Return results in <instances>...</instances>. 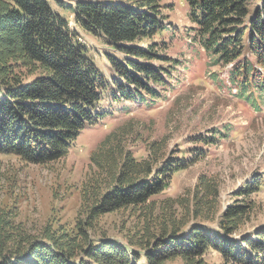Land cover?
Instances as JSON below:
<instances>
[{
    "label": "trees",
    "instance_id": "16d2710c",
    "mask_svg": "<svg viewBox=\"0 0 264 264\" xmlns=\"http://www.w3.org/2000/svg\"><path fill=\"white\" fill-rule=\"evenodd\" d=\"M50 1L0 0V168L9 157L25 165L58 162L85 128L106 118L102 103L156 101L172 82V60L153 42L168 30L161 0H75V24L123 56H108L116 76L110 81ZM184 2L192 42L215 66L230 67L229 85L261 112L264 0ZM147 132L128 124L100 142L73 227L50 223L29 230L14 210L0 208V264H208L210 252L223 264H264V227L237 236L256 209L250 197L261 182L239 189L242 200L224 211L219 182L205 174L192 204L182 197L161 199L172 177L191 164L168 155L166 136L151 140ZM229 136L228 128L213 130L197 143L215 146ZM138 141L146 157L129 149ZM119 212L136 221L126 244L97 223ZM216 217L218 230L209 233L203 223Z\"/></svg>",
    "mask_w": 264,
    "mask_h": 264
},
{
    "label": "rangeland",
    "instance_id": "374dc122",
    "mask_svg": "<svg viewBox=\"0 0 264 264\" xmlns=\"http://www.w3.org/2000/svg\"><path fill=\"white\" fill-rule=\"evenodd\" d=\"M75 2L51 0L50 5L69 21L71 30L78 34L95 66L110 81L116 76L108 56L120 61L123 56L103 39L86 34L75 24L72 12ZM161 5L165 8L164 24L168 30L153 42L163 50L161 54L172 60L169 65L175 69H171L172 82L161 91L160 98L138 103H102L103 110L108 113L106 118L85 128L69 155L58 162L25 165L15 158L2 159L0 208L14 210L18 222L29 230L38 231L50 223L68 228L75 225L83 206L82 193L92 175L91 155L109 133L128 124L146 128L151 140L166 136L168 155L190 160L188 164L191 165L172 177L170 186L159 198L182 197L191 199L192 204L198 180L205 174L219 182L218 202L224 211L242 200L236 196L239 189L258 180L260 191L250 197L256 209L237 236L264 227V105L261 112H256L240 100L237 89L228 83L230 67L215 66L192 42L194 27L184 0H161ZM226 128L230 131L229 138L217 145L197 143L211 131ZM129 149L138 158L148 155L141 141L134 142ZM200 149L205 150L203 155L198 152ZM216 219L218 217L203 223L209 233L217 232ZM97 223L111 239L126 244L136 221L119 212ZM206 260L208 264H223L220 255L214 252H210Z\"/></svg>",
    "mask_w": 264,
    "mask_h": 264
}]
</instances>
